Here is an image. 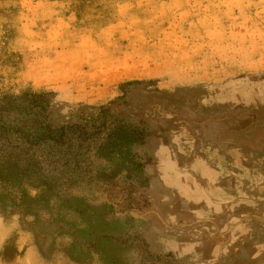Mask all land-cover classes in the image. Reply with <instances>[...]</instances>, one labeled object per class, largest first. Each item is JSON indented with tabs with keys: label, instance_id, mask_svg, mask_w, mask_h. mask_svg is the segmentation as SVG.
<instances>
[{
	"label": "rangeland",
	"instance_id": "1",
	"mask_svg": "<svg viewBox=\"0 0 264 264\" xmlns=\"http://www.w3.org/2000/svg\"><path fill=\"white\" fill-rule=\"evenodd\" d=\"M104 115L145 130L147 185L124 213L37 140ZM200 126L230 142L244 129L246 159L264 148V0H0V264H264L249 229L214 239L216 261L142 234L166 224L149 167L171 179L164 145Z\"/></svg>",
	"mask_w": 264,
	"mask_h": 264
},
{
	"label": "crops",
	"instance_id": "2",
	"mask_svg": "<svg viewBox=\"0 0 264 264\" xmlns=\"http://www.w3.org/2000/svg\"><path fill=\"white\" fill-rule=\"evenodd\" d=\"M226 132V127L219 132L212 126L204 130L200 126L193 131L195 141L188 147L182 141L164 145L178 156L172 160L171 184L165 168L158 163L149 167V176L163 181L159 185L165 199L162 206L166 222L161 226L157 221L144 228L142 234L150 246L175 249L181 254L188 250L200 255L198 259L216 261L218 250L223 253V243L214 239L228 229L241 234L249 229L253 246L264 252V148L254 147L246 159L245 150L250 148L244 141V129L235 142L226 140ZM185 148L189 151L185 152ZM154 167L157 173H153ZM183 231H191L190 237L196 240L189 241V235L183 238ZM199 239H208L209 243ZM188 243L196 247L186 249Z\"/></svg>",
	"mask_w": 264,
	"mask_h": 264
},
{
	"label": "trees",
	"instance_id": "3",
	"mask_svg": "<svg viewBox=\"0 0 264 264\" xmlns=\"http://www.w3.org/2000/svg\"><path fill=\"white\" fill-rule=\"evenodd\" d=\"M144 139L140 123L132 125L118 118L107 121L104 115L90 125L61 126L41 134L37 140L45 143L50 164L66 166L79 180L87 178L107 195L111 209L124 213L131 209L136 189L147 185L143 170L150 159L132 150Z\"/></svg>",
	"mask_w": 264,
	"mask_h": 264
}]
</instances>
